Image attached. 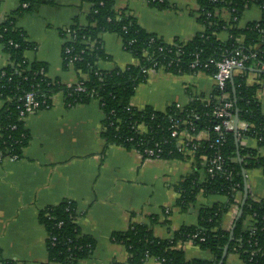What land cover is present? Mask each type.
Instances as JSON below:
<instances>
[{"label":"trees","instance_id":"obj_1","mask_svg":"<svg viewBox=\"0 0 264 264\" xmlns=\"http://www.w3.org/2000/svg\"><path fill=\"white\" fill-rule=\"evenodd\" d=\"M195 1L198 6L197 21L203 30L185 42L176 40L173 45L145 30L127 9L116 10L115 0H89L91 7L85 24L75 22L61 31L64 38L62 66L72 68L79 75L77 81H82L81 91L74 89L76 82L62 83L57 78H49L45 63L29 61L25 56L26 50L32 49L34 43L27 39L16 22L46 0H19V6L0 22V44L8 55V63L0 71V100L3 101L0 108L1 158L13 155L19 158L27 145L29 132L23 120L19 119L17 106L24 93L35 91L37 98L46 99L48 104L58 92L70 105L96 101L103 113L101 135L107 145L135 149L144 158H147L144 148H153L156 153L157 149H161L157 153L158 159H184L188 156L174 147L176 138L171 135L172 120L181 123V120L189 119L196 132L204 127L210 128L215 122L211 115L212 107L217 103L220 92L213 88L207 101L193 98L180 108L172 103L164 110L151 106L139 109L131 106L130 101L136 87L146 80V71L154 67V61H157L155 67H158L166 65L172 58L175 63L167 69L174 74L204 71L211 75L213 69L189 67L196 55L204 59L220 58L235 51L255 53L254 59L247 61L245 69L233 75V83L229 80L225 88L234 103L233 112L237 110L238 121L247 124L246 130H237V144L233 131L225 135L221 150L225 169L231 171V175L219 172L210 176L203 168V181H199L194 173L185 176L177 185L179 197L176 203L183 210L194 204L200 192L223 196L225 201L200 207L195 225H182L168 238L153 235L151 225L147 223L133 222L126 230L111 233V240L122 245L128 254L126 261L112 264H142L147 258H154L160 264H217L234 222L228 253L236 248L244 264H264V197L256 200L248 195L239 218L236 221L233 219L229 229L222 225L223 216L232 204L238 209L240 207L242 169L258 168L264 174V155H260L257 149L241 145V140L253 138L264 149V102L258 97L259 92L264 94V9L257 20L239 26L244 11L252 5L260 6L264 0ZM147 2L158 9L168 6V0ZM222 11L229 13V19L223 18ZM234 17L236 20H233ZM103 32L116 34L123 49L137 63L123 68L99 69L97 61L109 58L100 38ZM221 33H225V39L220 38ZM66 47L69 52H65ZM69 58H72V63H68ZM249 68L260 70L256 72V81L251 84L248 81ZM209 136L211 141L213 134L210 132ZM209 141L195 142L197 148L192 158L198 168L202 167L201 156L212 153ZM76 217L77 210L71 200H63L39 212L38 221L47 232V262L43 264H71L91 255L95 241L80 233ZM188 241L208 250L211 259H187L183 244Z\"/></svg>","mask_w":264,"mask_h":264},{"label":"crops","instance_id":"obj_2","mask_svg":"<svg viewBox=\"0 0 264 264\" xmlns=\"http://www.w3.org/2000/svg\"><path fill=\"white\" fill-rule=\"evenodd\" d=\"M19 6V0H0V22ZM254 6V5H253ZM91 7L89 0H46L32 13L18 19L34 43L26 50L29 61L47 65V76L62 83H74L79 75L62 66L61 31L71 24H85ZM114 8L127 9L145 30L155 33L166 43L187 41L203 30L197 21L198 6L190 0H168L158 9L147 0H115ZM244 11L239 26L260 17V9ZM257 10V11H256ZM247 14V15H246ZM220 38L225 39V33ZM104 51L109 56L96 65L101 70L123 68L137 60L122 47L114 33L100 34ZM8 55L0 44V71ZM256 72L248 75L256 81ZM214 88L212 76L204 72L177 75L164 70L151 71L136 89L130 104L136 108L151 106L164 110L172 103L184 105L193 97L209 98ZM261 102L264 94L258 93ZM3 101L0 100V108ZM103 113L96 101L67 105L62 93H55L46 108L23 119L29 141L17 159L0 162V264H43L47 262V232L38 221L45 207L71 200L77 210L76 224L81 234L92 237L94 249L87 258L71 264H112L127 259L126 249L111 240V233L126 230L131 223H147L159 238H168L182 225H195L200 207L225 201L220 195L200 192L193 205L183 210L177 205V185L185 176L194 174L204 180L203 165L196 166L191 157L184 159L144 158L135 149L107 145L102 132ZM241 145L257 149L253 138ZM249 196L264 197V174L258 169L245 170ZM238 207L234 204L223 216L222 225L229 229ZM187 259H211L208 250L191 241L183 244ZM142 264H160L147 258ZM223 264H244L229 252Z\"/></svg>","mask_w":264,"mask_h":264},{"label":"built area","instance_id":"obj_3","mask_svg":"<svg viewBox=\"0 0 264 264\" xmlns=\"http://www.w3.org/2000/svg\"><path fill=\"white\" fill-rule=\"evenodd\" d=\"M253 6V5H252ZM257 6V5H254ZM260 9V12L264 9V3L260 6H257ZM222 16L226 20L229 19L230 15L226 11H222ZM261 15V14H260ZM233 20H236L234 17ZM257 20V19H256ZM175 45V43H170ZM68 47L65 48V52H69ZM255 53H245L241 51H235L233 54L224 55L220 58L208 57L204 59H199L196 55L192 63L189 64L190 68L210 70L213 69L212 76L214 81V88H216L220 94L217 96V103L212 107L211 115L215 119L214 124L209 127H204L201 131L196 132V128L191 120L185 119L181 120L179 123L178 120H172L171 122V135L176 138L175 148L178 152H182L185 156L192 158V155L196 151V141L208 140L210 139L209 133L213 134L211 141H209V147L212 149V153L209 156H201L202 165L205 171L210 175L214 176L220 173H226L227 176L231 175V171L225 169V158L222 153V146L225 142V135L229 131H233L234 126V115L233 106L234 103L230 99L228 92L225 91L227 82L230 78L235 75L238 71L242 70L247 61L254 59ZM68 63H72V58L68 59ZM174 60L171 58L166 65H157V61H154L153 68L148 69L147 75L151 71L164 70L170 72L167 68L171 67L174 64ZM264 68V67H263ZM204 72V71H200ZM43 74V70L40 71ZM172 73V72H170ZM205 73V72H204ZM47 75V74H46ZM76 91L83 90L82 81H76V86L74 88ZM199 98L201 100H208L209 98ZM192 98V99H193ZM18 108V116L20 120H23L27 115L32 114L42 108L49 106L46 99L39 100L35 91H28L21 96ZM191 99V100H192ZM67 105H70L66 103ZM177 107H182L180 104H175ZM196 117V116H195ZM197 118V117H196ZM247 124L245 122H239L237 124V130H246ZM161 149H157L159 153ZM143 153L147 158H156L158 159V154L153 148H144ZM10 159H17V155L10 157H5ZM0 159H4L1 158ZM233 253L237 254L236 248H234Z\"/></svg>","mask_w":264,"mask_h":264},{"label":"water","instance_id":"obj_4","mask_svg":"<svg viewBox=\"0 0 264 264\" xmlns=\"http://www.w3.org/2000/svg\"><path fill=\"white\" fill-rule=\"evenodd\" d=\"M242 69H245V67H242ZM250 71H260L259 69H252V68H249ZM230 81L231 83H233V76L230 78ZM237 124H238V113H237V110H235V115H234V126H233V133H234V137H235V142L236 144L238 143V140H237ZM240 161V159H239ZM242 176H243V193H242V199H241V202H240V207L236 213V216H235V221L239 218V216L241 215L242 213V209H243V205L249 195V191H248V187H247V182H246V175H245V170L242 169ZM235 227V222L233 223L230 231H229V237H228V241L227 243L225 244V246L223 247V251H222V254H221V258L219 259L218 263L217 264H223L224 261H225V258L228 254V247H229V243L232 239V234H233V229Z\"/></svg>","mask_w":264,"mask_h":264},{"label":"rangeland","instance_id":"obj_5","mask_svg":"<svg viewBox=\"0 0 264 264\" xmlns=\"http://www.w3.org/2000/svg\"><path fill=\"white\" fill-rule=\"evenodd\" d=\"M190 1L192 2V5H193L194 0H190ZM249 9H250V11L255 10L254 6H251ZM249 9L245 10V13H246V11H248ZM256 11H257V10H256ZM246 15H247V14H246Z\"/></svg>","mask_w":264,"mask_h":264}]
</instances>
